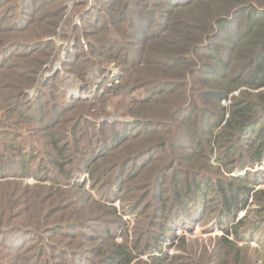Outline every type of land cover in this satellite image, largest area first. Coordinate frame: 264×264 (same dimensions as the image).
Returning <instances> with one entry per match:
<instances>
[{
  "label": "trees",
  "instance_id": "1",
  "mask_svg": "<svg viewBox=\"0 0 264 264\" xmlns=\"http://www.w3.org/2000/svg\"><path fill=\"white\" fill-rule=\"evenodd\" d=\"M66 1L0 0V179H5L0 182V264H65L66 258L72 264L80 259L84 264H194L166 254L135 259L139 239L132 245L112 242L108 227L106 238H96L91 232L97 231L95 223L115 211L108 207L107 213L98 204L90 209L95 213L84 215L86 204L100 201L92 199L90 190L103 198L105 193L121 197L124 191L140 192L130 213L151 212L145 230L156 238L146 251H161L162 242L177 238V225L190 230L195 221L211 218L223 231L213 240L215 248L226 250L224 255L235 253L237 263L242 247L236 242L246 234L253 239L262 225L264 188L255 187L262 179L247 171L216 177L208 170L212 157L227 170L233 165V171L264 163V91L228 97L239 85L264 88V0H93L90 6L89 0H74L80 24L66 22L76 37L63 69L86 85L90 69L99 67L103 73V62L118 58L119 81L106 87L109 77H104L102 101L112 92L143 94L133 100L139 106L126 110L134 120L98 125L84 118L90 102L56 96V72L42 78L32 100L25 99L50 61L53 45L47 37L63 20ZM114 26H122L123 37L116 36ZM224 99L227 105L220 103ZM165 130L169 138H159ZM24 132L30 139H22ZM236 144L246 146V157L228 161L239 154ZM180 148L199 161L180 163L167 153ZM70 159L77 164L68 165ZM149 169H157L150 176L153 185L144 173ZM83 173L89 176V188L86 179L78 180ZM27 177L54 184L16 180ZM249 197L259 218L246 214L222 227L223 218L232 221ZM120 220L114 216L115 223ZM78 228L91 235L72 233ZM53 235L68 242H97L84 252L51 244Z\"/></svg>",
  "mask_w": 264,
  "mask_h": 264
},
{
  "label": "rangeland",
  "instance_id": "2",
  "mask_svg": "<svg viewBox=\"0 0 264 264\" xmlns=\"http://www.w3.org/2000/svg\"><path fill=\"white\" fill-rule=\"evenodd\" d=\"M12 1L15 2L17 0H12ZM73 1L74 0H67L66 1L67 10H66V14H65L63 20L60 22V24L56 30V33L47 37L48 40L51 41V43L53 45L52 46V49H53L52 55H51L49 63L52 64L54 62H57V63H60L59 66L61 67V70L56 72L58 75V83H59L57 86V89H56V96L57 97L61 96V99L63 97L65 99H68V98L69 99L70 98L83 99L84 98L83 101L90 102V105H91V109L89 110L90 112L84 114V118L87 121H89V123L93 122L95 125L96 124L98 125L102 122H105L108 124V123H113L115 121H121V122L128 121L129 122V121L134 120V117L127 114L126 110L128 109L129 106L136 107L135 105H137V106L140 105L137 102H133V100H134V98L137 100L143 99V94L141 92L136 90V91L128 93L127 95H124V96L120 95L119 93L112 92V93H110V95L108 97H106V99L104 101H102L101 96L103 95L104 87H103V85L101 86V82L104 80V77H106V76L109 77V80H107V79L105 80L107 82L106 87H112L113 84H116L119 81L118 80L119 79L118 78L119 77V71H118V69H119L118 61L119 60H118V58H116V59H114V58L108 59L107 58V60L104 61L103 64L101 65V69H103V73L100 72L99 67H94V68L90 69V71H88V74L86 76V79L88 80L86 85H85V83H82L77 78V76H75V74L68 73L65 69H63V67H62L63 62L65 61L67 54L72 51V47L74 46L75 37H76L73 34H71L70 23H66V22H67V20H72V22L76 26L80 24V19H79L78 13L73 11ZM107 1H109V0H107ZM114 1L115 0H113V2ZM92 4H93V0H89L87 2V5H89V6ZM119 4L120 3L117 1L116 2L117 7L119 6ZM11 14L13 15L12 17H14L16 15V12L13 11ZM4 23H7V21H5ZM0 26H3V25L0 24ZM114 29H116L118 31V33L116 32L117 37H123L124 36V33H122L124 30L122 28V26L121 27L120 26H114ZM132 29L135 30L134 27H132ZM125 31L129 32L132 30L129 27H127L125 29ZM79 41H80L81 45L83 46V48L87 49V43H86L85 39L80 37ZM117 56L118 55H115V57H117ZM43 75L44 74L42 72L38 74L37 81L34 85L36 87V89H35V92H34L32 97L29 95V91L34 86L32 88L27 89V91H26L27 97L25 98L26 101H30L35 97V95L38 91L39 82L42 80V78H45V76H43ZM48 76H46V77H48ZM241 79H244V78L242 77ZM240 81H243V80H240ZM238 84H241V83L239 82ZM96 85L98 86V88L96 90L95 97L92 100L88 99L87 94H88L89 89H91L93 86H96ZM242 91H247L249 94H251L250 92H252V94H255L257 92L264 91V88L254 90L253 88H249L246 85H239L235 90H233L229 94V96H228L229 99L230 98L232 99L233 98L232 96H236ZM249 94L245 93L242 95V97H244L245 99L248 100L251 97ZM63 95H66V97ZM158 97L160 98L159 94H158V96H156V100L158 99ZM25 99H23L24 102H25ZM154 101H152V102H154ZM220 103H222L223 105H227L229 103V101H228V99H224V100H221ZM134 109L136 111L137 108H134ZM14 116H15V114H12L11 117H14ZM181 117H180V119L178 118V122L181 121ZM178 122L173 124L174 125L173 130L176 129ZM179 124H181V122ZM171 127H172V125L169 126V129H171ZM15 129H17V128L15 127ZM92 129H94V128H92ZM88 132H90V131H88ZM166 133H167L166 130H165V132L159 131L158 137L161 139H164V138L168 139L169 136ZM30 137H32V136H30ZM86 138H87V136H86ZM22 139L26 141L30 138L26 135V132H24ZM84 139H85V137H84ZM2 141H3V139H2ZM19 141L20 140H17V144H19V143L24 144V143H21ZM236 145L238 147V153L239 154L230 156L229 158H227L228 161L231 159H236L235 161H238V159L242 160L244 157H246V155H245V149H246L245 147L246 146H242L240 144H236ZM167 151H168L167 153L169 155H171L174 159H176L177 162H180V163H184L183 160L187 161L186 163L194 162L195 160L199 161L198 156H195V158H194L195 160H194L191 157V155H185V154L189 153L188 149H185V150H183V148L176 149V150L168 149ZM158 155L164 156V154L162 155L161 153H159ZM73 159H70V163L68 165H76L77 164V162ZM35 162L37 163V161H35ZM35 162H33V164H35ZM238 163L239 162H236L235 165H237ZM210 165L211 166H210V169L208 171L211 172V175L212 174L216 175V177L222 176L224 178L225 177L229 178V177H233L235 175H244V174H246L245 173L246 171L250 172V173H256L262 179V181L258 185H256L255 187L257 189L259 187L264 188V163L261 166L260 165L253 166V167L244 166L243 168L238 169V171L237 170L233 171L231 169V167H233V165L230 167L229 170H227L228 167H225L226 165L225 166L220 165V162L216 161L212 157ZM215 168H218V169L216 170ZM156 171H157V169H149V170L144 171V173L146 172L145 174L147 175L146 179H147V181H149L148 184H152L151 183L152 180H151L150 176H153L156 173ZM85 179H86V188H89V180H88L89 176L87 173H83L81 175V177L78 178V180H85ZM3 180H5V179H0V182ZM16 180L22 181L23 184H25V185H29V184L50 185V184H54L53 182H50V181L49 182L48 181H43V182L37 181L33 177H27V178H22V179L16 178ZM228 180L231 181V179H228ZM72 181H74V180H72ZM55 184L59 185L58 183H55ZM60 184L62 185V182H60ZM130 185H132V184H130ZM90 191L92 194V199L95 201H98V200H100V201H98V203L91 202L94 204H89V205L86 204V209H85V212L83 213L84 215L89 216L90 214L95 213L96 211H91L90 209L93 208L92 210H96L94 207L98 206V204H103V205H101L102 210H106L107 213H111L109 211L108 207L114 208L115 214L114 215L109 214V216L106 215V217H104L103 221L100 222V220H99L98 223H95V226L97 227V231L88 230V232H86V230L78 228L76 230H73L72 233H78V232L83 233V232H85L87 235H91V232H92V233H96V238H99V237L100 238H103V237L106 238L105 234H104L105 233L104 229L106 227H108L109 229H111V231L113 233V238H112V240H110L112 242L122 243L125 240L128 245H132V243L134 242V239L138 238L139 243L135 246L137 248H134V246H133V248H134L133 255L136 257L135 259H141V260H145V261H148L150 259L151 255L160 256V255L166 254L165 256H169V257L178 256L179 258H183L182 261L193 260L194 264H220L221 261L223 262L222 264H264V218L258 220L262 223V225L259 226V228L256 232L257 234L254 236L253 239H250V240L247 239L248 234H246L244 236V240L236 242L237 246L242 247V250L237 257V263L233 262L235 253L231 252L230 255H224L223 253L226 250L220 249V251L218 252L217 249L215 248V242L213 240L215 238L219 237L220 235H222L223 231H222V228H220V226L218 225L217 221L215 220L214 222H212L211 218L202 220L201 222L195 221L192 224V226H191L192 228L190 230H186L184 226L177 225L176 226L177 228L175 229V235L177 236V238H173V239L168 238L166 241L162 242L161 251L152 250V252H151L150 250L146 251V248H149L148 245H153L156 237L153 236L152 234L148 233L147 230H145V228H146L145 222L148 221V217L151 213L150 210H146V209L143 210L142 211L144 213L143 215H141L140 213L138 214L137 212H136L137 214L136 213H130L131 212V209H130L131 205L132 206L135 205V202L137 201V199L136 200L134 199V196H137L140 192L139 191H135V192L124 191V193L122 194L121 197H116L113 195L109 196L107 193H105L106 194L105 198H103V197H100L98 192H95V190H90ZM78 192L80 194L82 193L80 191H78ZM209 195H211V193H209ZM250 197L248 198V201L245 205V208L237 211V213L234 216V219L232 221L226 222L225 217L223 218L222 221L224 222V224L222 225V227H229V226L233 225L234 223H236V221L238 219L242 218L246 214H249L250 217H254V219L259 218V217H257V214L255 212L258 208H257V206L252 204L253 202H252V199ZM92 199H90V200H92ZM148 202H149L148 199H146L145 202L143 203L142 207L145 206ZM255 208H257V209H255ZM61 214L62 213L59 212L57 214V217ZM114 216L120 217L123 222L120 220L119 223H115L114 222ZM140 218L143 220L144 223L141 224L140 222H138V219H140ZM143 218H146V221H144ZM152 219L153 218L150 217V221H153ZM46 225L48 226L49 224H46ZM150 229L152 231H155L153 228H150ZM244 231H246V230H244ZM124 234H125V236H124ZM179 237L180 238L183 237L182 238L183 242H181L180 239H178ZM62 238L64 240L61 238L59 239L58 237L53 235L48 239H49L50 243L55 245V246L62 245V246H64V248H66L68 246V249H72V250L80 249L81 251H84V252L87 251V248L92 247L97 242V241L90 242V241L80 240V239H75L73 241L68 242L66 237H62ZM28 239L32 241V238L30 236ZM145 243H147V244H145ZM48 251L54 252L53 250H49V249H48ZM1 254L2 253L0 252V255ZM32 258H33V254H30V259H32ZM13 259L17 260V258H13ZM34 259H35V257H34ZM66 259H67V262L65 264H72L73 260L70 259V261H69V258H66ZM94 259H98V257H95ZM55 261L56 262H60V261L62 262L63 259L55 260ZM82 261H85V259H80L78 263L84 264V262H82Z\"/></svg>",
  "mask_w": 264,
  "mask_h": 264
},
{
  "label": "built area",
  "instance_id": "3",
  "mask_svg": "<svg viewBox=\"0 0 264 264\" xmlns=\"http://www.w3.org/2000/svg\"><path fill=\"white\" fill-rule=\"evenodd\" d=\"M79 20V19H78ZM60 63L54 62L52 64L48 63L43 67V71L41 70V72L44 74L43 76H48L51 75L54 72L60 71L61 67L59 66ZM40 72V73H41ZM98 86H93L91 89H89L87 97L88 99H93L95 97V93L97 90ZM36 87L34 86L30 91H29V95L32 97L34 92H35ZM84 99V98H83ZM109 120V119H108ZM99 123V122H98Z\"/></svg>",
  "mask_w": 264,
  "mask_h": 264
}]
</instances>
